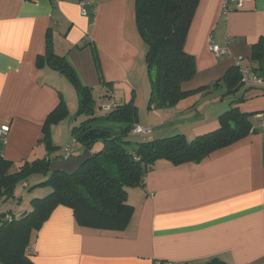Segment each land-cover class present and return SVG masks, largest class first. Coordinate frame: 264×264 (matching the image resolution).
Returning <instances> with one entry per match:
<instances>
[{
    "label": "crops",
    "instance_id": "0c3cea01",
    "mask_svg": "<svg viewBox=\"0 0 264 264\" xmlns=\"http://www.w3.org/2000/svg\"><path fill=\"white\" fill-rule=\"evenodd\" d=\"M79 1L0 0V126H10L8 135L0 136V156L15 165L50 155L41 143L42 129L61 100L69 114L72 105L78 108L68 80L37 66L50 29L55 52L66 57L83 84L108 96L107 88L115 90L101 108L130 101L128 94L137 93L135 100L149 94L136 0H96L87 16L81 15ZM238 4L229 1L231 11L224 13V0H200L185 45L196 60L197 73L182 88L210 87L172 107L139 112L138 123L152 130L147 139L174 133L192 139L213 131L236 99H242L237 107L251 114L253 126L260 125L264 90L241 85L228 93L221 80L237 58L259 68L251 57L253 45L264 41V0ZM212 44L228 52L216 57ZM261 65L264 68V60ZM100 73L112 86L100 85ZM65 120L51 127L53 143L60 148L50 158L57 168L73 171L84 149L78 146L77 154L71 151L66 159L67 147L72 150L78 142L71 133L74 123L65 126ZM128 201L134 213L124 230L78 226L73 210L58 206L37 232L30 258L36 264H208L216 257L229 264H264V131L250 133L199 162L157 161L144 186L128 188Z\"/></svg>",
    "mask_w": 264,
    "mask_h": 264
},
{
    "label": "trees",
    "instance_id": "16d2710c",
    "mask_svg": "<svg viewBox=\"0 0 264 264\" xmlns=\"http://www.w3.org/2000/svg\"><path fill=\"white\" fill-rule=\"evenodd\" d=\"M199 2L200 0H136V23L146 44L149 109L172 107L210 87L204 86L192 91L182 88V83L194 78L197 73L196 60L185 50V45ZM263 60L264 41L261 39L253 45L251 61L258 64L259 68H255V71L264 75L261 65ZM37 66H47L59 72L76 91L77 115L85 114L87 118L74 125L71 133L74 141L80 143L84 151L80 165L73 171L57 168L54 166V159L50 158L60 148L53 143L51 127L69 114L67 105L61 100L47 116L42 129L41 143L49 156L19 165L0 156L1 202L16 198L17 186L33 178L37 182H34L29 191H40V194H35L30 199L29 206L19 213L11 211L0 214V264H36L30 258L33 240L58 206L71 208L78 226L100 230L126 229L134 213V207L128 201V188L144 186L146 175L157 161L167 160L175 165L199 162L213 151L260 131L253 126L251 114L242 112L237 107L242 99H236L219 116V126L213 131L192 139L184 134H177L149 140L144 135L135 148H130L127 136L135 135L132 127L140 124L135 93L130 101L105 106L108 112L96 115L93 88L83 84L66 57L55 52L51 29L47 33L46 51L38 57ZM241 78L240 68L234 65L221 80L227 84L228 93H231L244 85ZM221 80L212 84V87ZM100 81L101 86H112L102 78L101 73ZM117 125H122L120 132L115 129ZM94 127L110 130L114 137L108 141L83 143L81 135ZM95 142L101 145L92 152L91 146ZM66 154V159L70 158L69 146ZM208 264L229 263L216 257Z\"/></svg>",
    "mask_w": 264,
    "mask_h": 264
},
{
    "label": "rangeland",
    "instance_id": "374dc122",
    "mask_svg": "<svg viewBox=\"0 0 264 264\" xmlns=\"http://www.w3.org/2000/svg\"><path fill=\"white\" fill-rule=\"evenodd\" d=\"M255 69V67H253ZM146 78L147 80L149 81V78H148V75H147V66H146ZM69 84V83H68ZM69 88L72 90L73 92V87L69 84ZM109 92V95L112 96V94H114L115 90L111 87L107 88ZM114 90V92H113ZM198 93H201V92H198ZM196 93V94H198ZM67 94L70 95V93L67 91ZM137 94V93H135ZM146 94V93H145ZM196 94H193V95H196ZM93 95H94V99H95V113L96 115H100V114H106L108 112V110L106 108H101L103 104L107 103V98L106 96V93L103 92V89H100L99 88V91L98 90H94L93 91ZM73 96L75 97L76 96V93L74 91L73 93ZM111 96H108L111 98ZM132 96H134V94H128L126 96V99H130ZM192 96V95H191ZM106 99H105V98ZM143 97H144V94H141L136 100H135V103L137 104V107H138V113H142V112H148V101H149V94L148 95H145V98L143 100ZM136 98V96H135ZM70 101L71 98H70ZM127 102L126 100H122L120 103L123 104ZM104 106V105H103ZM151 110V109H149ZM153 110V109H152ZM152 112V111H151ZM87 116L84 115H81V116H78L77 115V108H74V105H72V108L70 109V114L68 115V117H66L65 119V126L67 124V122H73L74 125H78L82 120L86 119ZM184 119V118H182ZM61 120V121H63ZM60 121V122H61ZM115 129L116 131H121L122 129V125H117L115 126ZM179 133H174V134H171V135H177ZM143 136L144 135H141V134H137V135H128L127 137H129L130 139V144H128V147L130 148H135L137 146V143H139L141 140H143ZM149 140H152V137L149 136L148 137ZM147 139V138H146ZM100 143L99 142H95L92 144V148H91V151L93 152L94 150H98L100 147ZM78 146H81L80 143L77 144V147H74V145H72V152L74 153V155L77 154L78 152ZM63 146H61V149H62ZM66 147V146H65ZM82 147V146H81ZM37 159V158H36ZM34 182H37L36 179H31L29 180L28 182H25L24 184H19L16 188V191H15V195H16V198L14 199H10L6 202H1L0 201V214H3V213H10L12 211V213H19V211L23 208H27L29 205V201L30 199H32L33 195L35 194H38L40 191H38V193L34 192L32 193L31 191H29V188H31V186L34 185ZM27 184V187H24V185ZM34 190V189H33ZM40 194V193H39Z\"/></svg>",
    "mask_w": 264,
    "mask_h": 264
},
{
    "label": "built area",
    "instance_id": "2783aa9c",
    "mask_svg": "<svg viewBox=\"0 0 264 264\" xmlns=\"http://www.w3.org/2000/svg\"><path fill=\"white\" fill-rule=\"evenodd\" d=\"M229 1L231 0H224V13L230 12L229 8ZM244 0H238L239 4L238 6L241 7L242 3ZM96 0H81L80 1V13L82 16H86L89 13L88 7L92 6L93 8L95 7ZM226 40L228 42L231 41V37L229 35L225 36ZM211 50L214 53L216 57H220L222 55H225L228 50L227 48H222L217 44H212L211 45ZM234 65L240 68L241 71V81L244 85H252V86H260L264 90V75L260 74L259 72L255 71V69L250 66L246 65L244 63L243 58H237L235 60ZM259 117L261 118L260 120V125L258 128L260 131H264V111L259 114ZM10 131V126L7 124L1 125L0 126V136L6 137ZM151 127L142 125V124H136L132 127V133L134 134H142V135H147L151 132ZM154 264H185L183 262H172L168 260H156Z\"/></svg>",
    "mask_w": 264,
    "mask_h": 264
},
{
    "label": "water",
    "instance_id": "95a60500",
    "mask_svg": "<svg viewBox=\"0 0 264 264\" xmlns=\"http://www.w3.org/2000/svg\"><path fill=\"white\" fill-rule=\"evenodd\" d=\"M114 137V133L110 130L94 127L84 132L81 135V141L83 143H91L94 141H108Z\"/></svg>",
    "mask_w": 264,
    "mask_h": 264
},
{
    "label": "bare ground",
    "instance_id": "6f19581e",
    "mask_svg": "<svg viewBox=\"0 0 264 264\" xmlns=\"http://www.w3.org/2000/svg\"><path fill=\"white\" fill-rule=\"evenodd\" d=\"M136 135V134H135Z\"/></svg>",
    "mask_w": 264,
    "mask_h": 264
}]
</instances>
